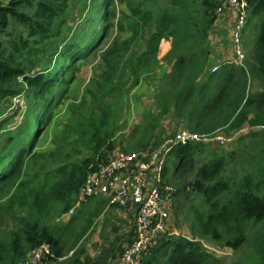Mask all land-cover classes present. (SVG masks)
<instances>
[{
	"label": "trees",
	"instance_id": "trees-1",
	"mask_svg": "<svg viewBox=\"0 0 264 264\" xmlns=\"http://www.w3.org/2000/svg\"><path fill=\"white\" fill-rule=\"evenodd\" d=\"M111 1L101 0L100 5L106 11ZM246 1V23L251 19L260 22L250 60L243 65L221 63L201 85L196 79L208 61V36L217 19L214 7L219 0H201V7L190 8L187 2L166 7L161 18L143 8V0L127 2L125 16L130 19L131 34L114 41L102 55L104 68L97 81L100 91L93 99L100 124L107 123L109 109L101 103L106 94H122L127 80L134 78V83L141 74L165 66L160 78L163 86L156 93L160 115L172 111L188 129L200 133H213L220 127L239 129L245 123L264 130V0ZM69 7L70 0L0 1V99L23 93L28 101L22 121L11 129L3 148L11 140L13 145L0 152V264H18L29 249L42 243L50 245L53 256L41 260H57L68 249L72 250L69 264H106L104 256L81 259L82 249L75 246L82 233L67 245L62 233L38 213V194H25L43 173L41 190L50 185V190L61 193L57 198L66 202L63 211L67 200L77 195L88 170L78 160L61 161L45 171L41 165L31 166V160L36 161L43 152L32 151L30 133L49 121L58 89L70 80L73 60L84 57L101 35L100 31H85L84 25L80 34L57 44ZM105 11L97 18L98 24ZM146 32L147 48L140 52L134 49V42ZM252 81H257L259 89L250 90ZM5 113L0 106V126L7 120ZM108 136L104 134V138ZM204 150L202 141L177 143L168 151L162 169L163 175L170 173L179 182L178 190L187 189L194 199L188 208L192 235L166 231L139 264H219L221 257L196 236H207L232 249L248 245L250 253L242 263L264 264V143L253 163L235 158L232 152ZM18 172L24 175L15 177ZM50 178L55 179L53 184ZM104 204L100 197L96 211Z\"/></svg>",
	"mask_w": 264,
	"mask_h": 264
},
{
	"label": "rangeland",
	"instance_id": "rangeland-1",
	"mask_svg": "<svg viewBox=\"0 0 264 264\" xmlns=\"http://www.w3.org/2000/svg\"><path fill=\"white\" fill-rule=\"evenodd\" d=\"M0 1L5 2L7 0ZM129 1L137 0H112L108 10L105 11L100 5L101 0H70V7L64 21L60 24V37L57 44L80 34L84 25H86L85 31H100L101 35L96 46L91 48L84 57L73 60L74 64L70 66L68 71L70 80L58 89V97L49 109V121L43 124L40 130H34V134L33 132L30 133L29 139L34 140L32 151L43 152V156L37 158L36 161L31 160V163L33 162L32 169L41 165L45 171L46 168H55L61 161L71 163L78 160L79 163L82 162L87 166L88 172L119 150L133 151L157 148L177 130L186 128L185 124L177 123L174 117L166 118L159 113L156 93L163 86V82L157 87L155 77L160 70L157 67H155V72L141 74L134 83V78L127 80L122 94H106L101 99V103L109 109L107 123L106 126L100 124V111L96 108L93 99L100 91L97 81L104 68L102 55L114 41L130 36L131 31L128 27L130 19L125 16L129 12L127 7ZM143 1L142 7L152 9L154 18H161L166 7H178L186 2L190 8L193 6L201 7V0ZM96 9H99L100 12H95ZM104 11L105 15L100 18L101 22L98 24L97 18ZM200 11L198 10L197 13L199 16ZM92 16L94 17L92 18ZM142 22L139 21V23ZM259 24L258 20L251 19L250 23L244 25L241 37L245 54L243 62L247 59L250 60L252 43L260 29ZM232 26L228 30L223 29L219 33V37L227 42L226 47L229 46L233 49ZM216 35L213 25L208 36L209 48L212 45L213 47L216 46L212 44ZM147 36L148 32L145 33L144 38L139 34L134 42V49L140 52L145 50L147 48ZM77 43L84 45L85 42L77 40ZM162 73L161 70L160 78ZM257 84V81H252L250 90H256ZM27 102L23 93L0 99V106L5 109L7 119L0 126V152H4L13 145L11 140L5 145L6 148H3L11 129H14L22 121L27 109ZM95 127L99 128L94 129ZM252 132H256V134L252 135ZM218 133L224 136L225 143L219 145L212 139L203 141L205 148L203 153L210 149L217 153L232 152L235 158L240 157L245 163H253L257 156V149L264 143L262 127H252L247 124L240 129L230 130L223 127ZM104 134L109 136L104 138ZM42 174L29 184L25 194H38L40 207L38 213L43 221L60 231L63 239L68 241L67 245L73 237L81 232L82 235L75 246V249H82L81 259L86 257L97 259L104 256L106 264H120V253L133 237L134 210L129 209V207L108 206L107 198L102 196L89 197L75 205L77 197L75 195L74 198L67 200V208L61 211L62 205L66 202L62 203L57 198L61 193L50 190V185L41 190ZM23 175V172H18L15 177ZM163 177L174 187L173 205L166 221L167 228L176 233L192 235L191 213L188 208L189 201H194V199L187 193V189L185 191L178 190L179 182L170 173ZM54 180L50 178L49 183L52 182L53 184ZM100 197L105 199V204L103 208L96 211L95 208ZM71 216L73 217L71 218ZM69 218L71 219L68 222ZM196 238L221 257L219 264H243L242 258L250 253L248 245L232 249L207 236H196ZM29 251L30 249L27 254ZM27 254L18 264L25 260ZM71 254L72 250L67 249L63 257L57 260L43 259L37 264H57L60 261L62 264H69L68 259Z\"/></svg>",
	"mask_w": 264,
	"mask_h": 264
},
{
	"label": "built area",
	"instance_id": "built-area-1",
	"mask_svg": "<svg viewBox=\"0 0 264 264\" xmlns=\"http://www.w3.org/2000/svg\"><path fill=\"white\" fill-rule=\"evenodd\" d=\"M229 8L235 11L231 30L234 53L232 62L243 65L245 54L241 37L248 4L246 0H219L214 7V13L218 17ZM218 67L212 66L211 71ZM210 139L219 145H223L226 140L219 133H200L183 127L157 148L119 150L86 173L75 205L89 197L105 196L108 206L134 207L133 237L120 253V264H139L144 253L156 243L161 234L166 231L176 233L166 225L174 194V187L163 177L166 156L177 143L203 142ZM46 255L53 256V253L48 243H42L31 248L20 264H37Z\"/></svg>",
	"mask_w": 264,
	"mask_h": 264
},
{
	"label": "crops",
	"instance_id": "crops-1",
	"mask_svg": "<svg viewBox=\"0 0 264 264\" xmlns=\"http://www.w3.org/2000/svg\"><path fill=\"white\" fill-rule=\"evenodd\" d=\"M235 20V11L231 8H229L227 10L226 13H224L223 15H220L217 17L216 22H215V32L217 33L216 38H214V40H212V44L216 45L215 47H213V45L210 48V53H209V57H208V61L207 64L205 66L204 72L201 73L198 78L196 79V83L201 85L202 83H204L207 78L209 73L211 72V67L214 65H218L220 66L221 63H226V62H231L233 60L234 57V53H233V49L231 47H226L227 42L224 41V39H222L221 37H219V33L221 31H223V29L226 28V30L231 28V25H233V22ZM161 70L164 71L165 70V66L160 68L159 72L161 73ZM158 72L157 76L155 77V82L157 83V87L159 86L161 82L160 80V73ZM163 116H165L166 118L174 117L177 120V123H181L184 125L183 123V119L177 115H175L172 111L167 112L165 114H163ZM247 123L244 124V126ZM248 125V124H247ZM187 128V126H186ZM240 129V128H239ZM221 132V127L217 128L215 130V133ZM105 197V196H102ZM107 198V197H105ZM129 209H133V206H130ZM135 214V211H134Z\"/></svg>",
	"mask_w": 264,
	"mask_h": 264
}]
</instances>
